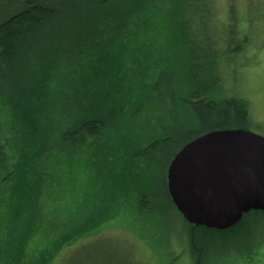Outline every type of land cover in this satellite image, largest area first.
<instances>
[{"label": "rangeland", "instance_id": "obj_1", "mask_svg": "<svg viewBox=\"0 0 264 264\" xmlns=\"http://www.w3.org/2000/svg\"><path fill=\"white\" fill-rule=\"evenodd\" d=\"M19 5V0H0V22ZM169 9L161 34L157 31L159 40H126L128 75L120 77H126V88L134 84L130 70L138 56L143 71L151 59L161 61L153 67L147 90L141 94L140 85L138 91L141 101L150 97V103L137 108L135 101L137 112L133 106L119 108L112 127H106L101 141L94 140L102 142L98 153L87 143L61 142L46 160L53 177L59 176L55 195L43 192L44 184L37 186L45 180L46 167L30 174L23 206L1 231L0 264H264L263 211L244 215L234 230L215 231L188 223L164 191L176 153L219 125L216 116L199 113L208 101L222 111L227 99H241L250 123L231 117L223 129L245 128L264 136V0H176ZM182 13L190 23L191 42L181 40L183 22L177 16ZM150 25H155L153 17ZM182 77L186 90L180 93ZM65 106L68 124L74 108ZM2 123L8 121L0 117ZM106 151L112 159L107 164Z\"/></svg>", "mask_w": 264, "mask_h": 264}, {"label": "trees", "instance_id": "obj_2", "mask_svg": "<svg viewBox=\"0 0 264 264\" xmlns=\"http://www.w3.org/2000/svg\"><path fill=\"white\" fill-rule=\"evenodd\" d=\"M19 2L17 12L0 22V117L2 122L8 121L7 129V125L0 124V235L23 206V196L30 191L28 187L24 189V185L31 173L40 172V165L46 167L45 180L39 181L37 186L44 184L43 192L55 195L53 186L59 176L53 177L46 160L61 147V142L72 146L87 143L98 153L102 144L99 138L107 126L112 127L110 122L119 115L116 114L119 108L134 107L135 101L137 108L150 103L152 98L142 102L138 91L140 85L141 94L147 90V82L154 78L153 67L161 61L154 63L151 59L143 71V62L138 56V62L130 70L134 84L131 89L126 88V77L120 78L128 75L126 40H159L163 13H171L170 2L176 0H73L65 5L48 0ZM151 17L155 20L153 27ZM177 18L183 22L181 40H194L187 14L182 13ZM169 19L165 20V25ZM78 71L83 73L76 75ZM145 74L147 78L143 82L141 77ZM63 75L71 78L58 81ZM181 81L180 93L186 90L183 77ZM112 88L120 94L119 99ZM66 90L73 91V95L66 97ZM108 98L118 105L111 107ZM212 103L214 101H208L203 110H199L203 118L213 115L219 120V125L211 130L227 128L231 117L250 123L241 99H227L222 111H216L210 106ZM65 105L74 108L68 124L63 114L67 111ZM34 138L40 140L35 142ZM95 139L99 141L94 144ZM128 139L134 142L130 136ZM105 153L107 164L112 159L109 151ZM44 159L45 164H41ZM112 164L117 169V163ZM52 178L48 189L47 180ZM164 191L170 197L167 186ZM241 222L222 232L234 230Z\"/></svg>", "mask_w": 264, "mask_h": 264}, {"label": "water", "instance_id": "obj_3", "mask_svg": "<svg viewBox=\"0 0 264 264\" xmlns=\"http://www.w3.org/2000/svg\"><path fill=\"white\" fill-rule=\"evenodd\" d=\"M171 198L195 226L227 230L264 211V136L219 129L188 142L168 169Z\"/></svg>", "mask_w": 264, "mask_h": 264}]
</instances>
